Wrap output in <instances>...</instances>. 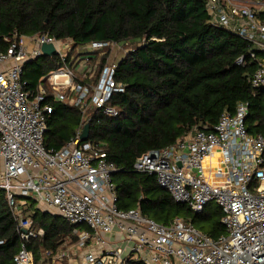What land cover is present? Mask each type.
Returning a JSON list of instances; mask_svg holds the SVG:
<instances>
[{
  "label": "built area",
  "instance_id": "obj_1",
  "mask_svg": "<svg viewBox=\"0 0 264 264\" xmlns=\"http://www.w3.org/2000/svg\"><path fill=\"white\" fill-rule=\"evenodd\" d=\"M240 1L245 2L205 0L212 25L251 45L256 70L250 82L264 87V21L258 16L264 12V0L251 1L256 7ZM4 40L8 48L0 53V189L6 192L21 239L15 264H36L29 245L44 236L23 213L30 199L74 226L73 235L84 243L93 242L96 249L72 264H264V136L248 132L246 104L234 114L224 112L214 130L195 127L174 145L150 151L134 165L135 171L156 176L176 203L196 213L217 204L225 233L214 239L181 218L165 226L139 209L121 210L113 181L118 168L107 161L105 145L82 141L91 107L104 116L119 115L109 106L114 94L125 92L116 77L118 62L109 55L102 68H93L95 57H74L70 65L46 77L51 93L45 85L32 93L22 81L25 64L43 55V45H54L55 55L65 61L70 41L18 32ZM115 45L98 42L88 47L100 52ZM238 64H244V57ZM97 67V72L102 69L98 77L88 80ZM51 100L82 114L76 135L58 151L45 147ZM80 226L89 231L80 233Z\"/></svg>",
  "mask_w": 264,
  "mask_h": 264
},
{
  "label": "trees",
  "instance_id": "obj_2",
  "mask_svg": "<svg viewBox=\"0 0 264 264\" xmlns=\"http://www.w3.org/2000/svg\"><path fill=\"white\" fill-rule=\"evenodd\" d=\"M258 16L264 21V12ZM15 32L26 37L46 33L81 47L98 42L131 44L118 62L116 75L125 92L114 94L109 102L119 115L104 116L94 107L87 112L88 142L105 145L107 161L119 170L113 177L118 207L139 209L165 226L181 218L214 239L225 233L224 214L217 204L196 213L176 203L156 176L134 168L138 158L174 145L195 127L214 130L224 112L234 114L240 104L247 105L248 132L264 136V87L250 82L256 70L251 45L212 25L205 0H0V53L8 48L5 37ZM73 54L65 61L58 55L28 61L22 75L25 90L33 93L45 85L50 92L46 77L70 65ZM94 55L101 56L102 68L110 53ZM241 57L242 65L238 64ZM51 104L45 147L58 151L76 135L82 114L62 102L51 100ZM23 213L44 231L29 245L36 264L46 263L44 252L47 257L57 255L67 239H78L74 226L39 210L33 199ZM20 246L16 218L6 192L0 189V264H15Z\"/></svg>",
  "mask_w": 264,
  "mask_h": 264
},
{
  "label": "rangeland",
  "instance_id": "obj_3",
  "mask_svg": "<svg viewBox=\"0 0 264 264\" xmlns=\"http://www.w3.org/2000/svg\"><path fill=\"white\" fill-rule=\"evenodd\" d=\"M239 3L241 5H245V6H248V7H256V6H254V4H252L251 1H245V2L240 1ZM68 45L70 47L69 50H71V52L74 53L72 55V57H75L76 61H79L82 58L94 57L95 56L94 55L95 52H93L91 49H89V47L76 46L72 42H68ZM131 47H132L131 44H129V45H123V46L115 45L112 48H110L109 53H110L111 61L114 60L115 62H119L125 56V54L130 51ZM100 57L101 56L98 55L97 58L94 60V63L92 61V63H91L92 67L93 66H99L100 63H97V62H100L99 61ZM83 65H84V60L80 62V65L78 66V69L79 70L82 69ZM97 70H98V67H97V69H94V71L91 74H88V80L91 77L92 78L96 77ZM36 205H37V208L39 210H41V211H46L47 210L46 208H44L43 206L39 205L38 203H36ZM78 231L81 233V232H84V231H89V229L86 226H80V227H78ZM91 234L93 235V233H91ZM77 238H78L77 240H74V238L67 239V241L64 244V246L58 252L59 256L53 255V256L47 257L48 253L44 252L43 253V257L46 258V263L45 264H69V262H68L69 260H68L67 257L70 258L71 262H73L74 260H76L78 258L82 259V257L85 255L83 253H86L85 250H86V247L88 245V242L84 243V241L82 239H80L78 236H77ZM82 243H83V246L81 245ZM72 250H73V252L70 253ZM64 252H66L65 253L66 257L63 256ZM40 264H42V262Z\"/></svg>",
  "mask_w": 264,
  "mask_h": 264
},
{
  "label": "water",
  "instance_id": "obj_4",
  "mask_svg": "<svg viewBox=\"0 0 264 264\" xmlns=\"http://www.w3.org/2000/svg\"><path fill=\"white\" fill-rule=\"evenodd\" d=\"M42 52H43V55L50 57V56H53L56 54V48L54 45H43L42 46ZM89 132H90V125L88 124L85 126V129H84V132L82 135V141L83 142L88 141ZM180 167H181V165H180Z\"/></svg>",
  "mask_w": 264,
  "mask_h": 264
},
{
  "label": "crops",
  "instance_id": "obj_5",
  "mask_svg": "<svg viewBox=\"0 0 264 264\" xmlns=\"http://www.w3.org/2000/svg\"><path fill=\"white\" fill-rule=\"evenodd\" d=\"M45 212H49V213H51V214H53V215H56V214H54V213H52V212H50V211H48V210H46ZM58 216V215H57ZM77 237V236H76ZM91 242V241H90ZM88 242V245H87V247H86V250H85V252L86 251H90V250H95L96 248H95V246L93 245V242ZM90 243V244H89ZM73 252V250L70 252V253H72ZM64 253H66V252H64ZM83 254H85V253H83ZM82 254V255H83ZM56 256H59V253L56 255ZM68 258V262H69V264H72V262L70 261V258L69 257H67Z\"/></svg>",
  "mask_w": 264,
  "mask_h": 264
}]
</instances>
